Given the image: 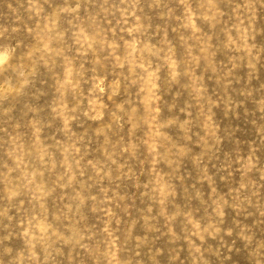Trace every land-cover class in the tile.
<instances>
[{"label": "rangeland", "instance_id": "rangeland-1", "mask_svg": "<svg viewBox=\"0 0 264 264\" xmlns=\"http://www.w3.org/2000/svg\"><path fill=\"white\" fill-rule=\"evenodd\" d=\"M0 264H264V0H0Z\"/></svg>", "mask_w": 264, "mask_h": 264}]
</instances>
